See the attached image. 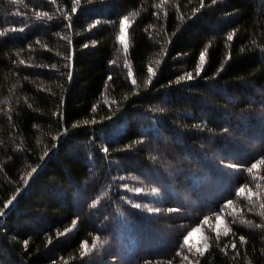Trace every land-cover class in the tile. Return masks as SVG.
<instances>
[{
  "label": "trees",
  "instance_id": "trees-1",
  "mask_svg": "<svg viewBox=\"0 0 264 264\" xmlns=\"http://www.w3.org/2000/svg\"><path fill=\"white\" fill-rule=\"evenodd\" d=\"M0 33V264H264V0H0Z\"/></svg>",
  "mask_w": 264,
  "mask_h": 264
},
{
  "label": "snow or ice",
  "instance_id": "snow-or-ice-1",
  "mask_svg": "<svg viewBox=\"0 0 264 264\" xmlns=\"http://www.w3.org/2000/svg\"><path fill=\"white\" fill-rule=\"evenodd\" d=\"M75 2H76V3H79V0H75ZM215 2H216V0H213V3H215ZM201 6H203V0H201ZM72 11L75 12V11H76V8L73 7ZM197 11H198V9H197ZM47 15H48L47 13H38V14H37L38 18H39L40 16H47ZM49 18H50V17H49ZM67 18L70 19V17H67ZM127 20H128V17H127V16H125V17L121 20V22H120V33H121V35H120L119 38H118L119 41H120V43L124 45V50H125V52H127V48H128L127 43H126V40H125V35H124ZM97 23H99V21H97ZM94 26H95V25H93V27H94ZM69 27H70V25H69ZM18 30L21 31V32L24 31L23 28H20V29H18ZM12 31H17V29L14 28V29H12ZM2 34H3V33H0V35H2ZM227 39H228L229 41H231V40L233 39V34H229V35L227 36ZM85 47H87V45H85ZM206 52H207V49H205L204 51H202V52L200 53V55H199V64H198L197 69H196V74H197V75H199L200 71H202L203 66H204V64H205V62H206V56H205ZM21 63H23V61H21ZM148 72L150 73V77H149V82H150V80H151V76H152V75H155V73L153 72V69H152L151 67H149ZM131 75H132L131 70H129V76H131ZM192 78H193V77H192V73L189 72V73H187V76H186V77H185V76H181V77L179 78V80H185V79L191 80ZM109 79H111V77H109ZM178 82H179V81H178ZM132 83L135 84L136 81L133 80ZM105 151H107V149H105ZM256 167H257V165H256V164H253L252 167L248 169V171L251 172L252 169H255ZM35 171H36V169H32V172H35ZM30 175H31V173H29V176H30ZM25 183H27V180L25 181ZM136 191L139 193L141 190H140V189H136ZM243 192H244V188L242 187V188L239 189L237 195H240V194L243 193ZM152 193H153V194L156 193V189H155V188L152 189ZM13 199H15V197H13ZM249 201H251V197H249ZM8 203L11 204V203H12V200H9ZM231 203H232V201H228V204H231ZM6 207H7V205H6ZM134 207H136V208H140L141 205H140V204H135ZM261 207L264 208V205H261ZM148 210H149V211H153V209H148ZM155 211H156V212H159L160 209H159V208H156ZM169 211H175V209H170ZM260 215L264 216V212L260 213ZM204 222H205V223L207 222V217H205V221H204ZM247 223H248V224H251L252 222H251V221H248ZM256 227H262V225H259V224H258V225H256ZM194 231H195V230H194ZM191 235H192V233L189 232L188 235L184 237V244H185V245L188 244V239H189V237H190ZM217 235H219V233H217ZM240 240H241V242H243V241H244V237L241 236V237H240ZM25 243H27V242H25ZM95 247H96V245H95V243H94V244H93V248H95ZM233 247H235V245H233ZM198 251H199V250H198ZM177 255H179V253H177ZM185 259H187V257H185Z\"/></svg>",
  "mask_w": 264,
  "mask_h": 264
},
{
  "label": "rangeland",
  "instance_id": "rangeland-1",
  "mask_svg": "<svg viewBox=\"0 0 264 264\" xmlns=\"http://www.w3.org/2000/svg\"><path fill=\"white\" fill-rule=\"evenodd\" d=\"M121 35V34H120ZM125 40H126V43H128V39H127V23H126V27H125ZM192 235H191V238H193V240H197L200 236V230L199 229H196L195 231L191 232Z\"/></svg>",
  "mask_w": 264,
  "mask_h": 264
}]
</instances>
